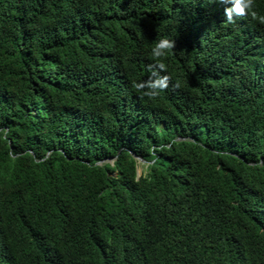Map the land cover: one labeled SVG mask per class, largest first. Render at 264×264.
<instances>
[{
	"label": "trees",
	"instance_id": "trees-1",
	"mask_svg": "<svg viewBox=\"0 0 264 264\" xmlns=\"http://www.w3.org/2000/svg\"><path fill=\"white\" fill-rule=\"evenodd\" d=\"M0 264H264V0H0Z\"/></svg>",
	"mask_w": 264,
	"mask_h": 264
},
{
	"label": "clouds",
	"instance_id": "clouds-1",
	"mask_svg": "<svg viewBox=\"0 0 264 264\" xmlns=\"http://www.w3.org/2000/svg\"><path fill=\"white\" fill-rule=\"evenodd\" d=\"M246 17V13H243L239 18H245Z\"/></svg>",
	"mask_w": 264,
	"mask_h": 264
},
{
	"label": "rangeland",
	"instance_id": "rangeland-1",
	"mask_svg": "<svg viewBox=\"0 0 264 264\" xmlns=\"http://www.w3.org/2000/svg\"><path fill=\"white\" fill-rule=\"evenodd\" d=\"M141 171H142V170H141V167H140V168H139V173H141Z\"/></svg>",
	"mask_w": 264,
	"mask_h": 264
}]
</instances>
